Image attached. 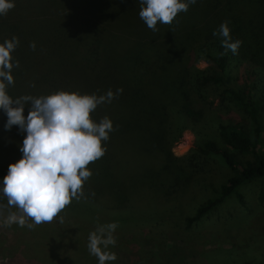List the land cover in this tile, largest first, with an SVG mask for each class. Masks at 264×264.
Instances as JSON below:
<instances>
[{
	"label": "trees",
	"instance_id": "trees-1",
	"mask_svg": "<svg viewBox=\"0 0 264 264\" xmlns=\"http://www.w3.org/2000/svg\"><path fill=\"white\" fill-rule=\"evenodd\" d=\"M140 8L139 0H15V7L0 16V43L19 40L11 54L19 66L12 69L14 84L7 89L13 99L61 90L114 95L90 114L96 122L107 117L113 123L114 131L102 141L107 151L86 166L92 175L83 194L63 210L113 223L116 213L123 216L120 222L130 221L134 205L153 203L139 200L141 188L166 197L194 183L207 160L217 158L230 175L185 217L186 225L198 223L229 197L248 210L242 187L251 183L258 185L264 213V0H197L172 24L158 22L155 32L133 22ZM225 21L232 41L241 42L236 55L213 36ZM199 60L207 66L196 67ZM216 99L245 123L208 116ZM30 106L25 105V115ZM186 130L200 141L187 156L176 157L171 146ZM15 131L10 144L1 146L0 179L22 155ZM4 151L10 152L9 161ZM165 214L145 210L138 218L158 221ZM38 227L29 229L36 242L27 245L34 263L88 264L83 252L89 239L81 225L63 230L67 236L76 229L68 239L74 247L66 254L57 253L61 243L54 246ZM45 240L48 252L40 248Z\"/></svg>",
	"mask_w": 264,
	"mask_h": 264
},
{
	"label": "rangeland",
	"instance_id": "rangeland-1",
	"mask_svg": "<svg viewBox=\"0 0 264 264\" xmlns=\"http://www.w3.org/2000/svg\"><path fill=\"white\" fill-rule=\"evenodd\" d=\"M138 16V12L133 14L132 20L134 23L138 21L137 24L140 26L139 24L144 22L140 18L138 20ZM195 65L201 69L207 66L202 60ZM210 113L226 123L229 121L245 123L234 108H224L218 99L214 100L212 109L208 110V116ZM5 122L6 116L0 112V151L2 145L10 144V140L16 135L15 130L18 131L16 126L6 131ZM13 130L14 132H11ZM19 134V142L22 143L24 135ZM210 137L216 136L211 133ZM199 141L200 138L186 130L181 138L172 144L171 151L176 157L187 156ZM3 158L9 161L10 152L4 151ZM229 175L228 168L219 159L211 158L207 160L202 170L197 172L194 183L179 188L166 197L154 196L147 189L141 188L138 193L139 200L147 198L153 203L144 201L140 202V205H134L133 215L126 216L130 221L120 222L123 216L116 213L113 215L119 218L114 222L117 227L112 232L116 243L114 246L110 245L107 251L114 253L117 259L109 264H264V213L258 206L256 183L242 187L248 210L240 207L233 197H229L198 223L190 227L186 225L185 217L194 214L199 204L211 194V188L218 187ZM145 210H152L154 215L159 216L165 212V218L158 221L147 219V216L138 218ZM117 212L122 213V209ZM9 213L21 214L14 206H8L6 197L0 196V264H37L31 257L28 258L31 256V250L27 245H30L31 241L33 244L36 242L30 228L27 226L23 229L15 228L14 224L6 226L4 221ZM109 221L81 212L62 210L52 222L38 225L37 231L42 234L41 230H45L47 239H51L54 246L62 244L56 252L66 254L72 252L74 246L68 239L70 235H74L76 229H73L70 235L62 236L65 228H76L81 225V228L86 229L84 236L89 239V234L95 232L98 227L113 223ZM29 222L31 220L26 218V223ZM46 242L47 240L41 243L40 248L48 252ZM86 248L87 253L83 252L87 259L86 263L98 264L97 258L89 253L88 244ZM82 258L85 262L84 255Z\"/></svg>",
	"mask_w": 264,
	"mask_h": 264
},
{
	"label": "clouds",
	"instance_id": "clouds-1",
	"mask_svg": "<svg viewBox=\"0 0 264 264\" xmlns=\"http://www.w3.org/2000/svg\"><path fill=\"white\" fill-rule=\"evenodd\" d=\"M197 0H139V18L152 31L157 24L170 25L180 12H187ZM15 7V0H0V16ZM213 36L219 37L225 51L238 54L240 41H232L228 22L221 23ZM19 44L13 37L0 43V112L6 116L4 129L16 126L24 134L19 145L21 158L8 165L6 175L0 179V196L7 198L9 207L21 213H9L5 225L27 226L52 222L58 214L83 194V184L92 175L86 167L103 157L107 151L102 141L114 131L112 121L105 117L99 122L91 113L105 102H111L113 92L106 95L80 94L57 91L47 96L25 95L13 99L8 86L14 84L12 69L19 66L12 53ZM35 49V44L31 45ZM34 87V85H32ZM122 89H118L117 93ZM30 104L27 115L25 105ZM26 218L31 224L26 223ZM115 223L100 226L89 234V253L98 264H109L117 259L107 251L116 241L112 236Z\"/></svg>",
	"mask_w": 264,
	"mask_h": 264
}]
</instances>
